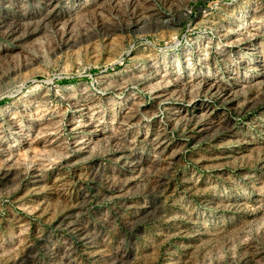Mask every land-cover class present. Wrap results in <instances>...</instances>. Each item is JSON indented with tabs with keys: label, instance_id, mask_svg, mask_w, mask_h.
Returning a JSON list of instances; mask_svg holds the SVG:
<instances>
[{
	"label": "rangeland",
	"instance_id": "1",
	"mask_svg": "<svg viewBox=\"0 0 264 264\" xmlns=\"http://www.w3.org/2000/svg\"><path fill=\"white\" fill-rule=\"evenodd\" d=\"M0 264H264V0H0Z\"/></svg>",
	"mask_w": 264,
	"mask_h": 264
}]
</instances>
